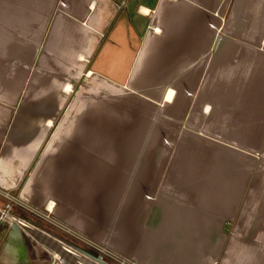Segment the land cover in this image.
<instances>
[{
	"label": "crops",
	"instance_id": "0c3cea01",
	"mask_svg": "<svg viewBox=\"0 0 264 264\" xmlns=\"http://www.w3.org/2000/svg\"><path fill=\"white\" fill-rule=\"evenodd\" d=\"M0 187L137 264H264V0H0Z\"/></svg>",
	"mask_w": 264,
	"mask_h": 264
},
{
	"label": "built area",
	"instance_id": "2783aa9c",
	"mask_svg": "<svg viewBox=\"0 0 264 264\" xmlns=\"http://www.w3.org/2000/svg\"><path fill=\"white\" fill-rule=\"evenodd\" d=\"M0 198L7 201L5 208L0 206V222L5 231L12 227L10 222L20 226L34 255L29 264H137L108 245L59 223L46 212L27 207L18 196L1 187ZM13 205L30 212L35 219L49 224L59 232H64L66 237L69 236L78 243L70 242L34 222L16 216L11 212Z\"/></svg>",
	"mask_w": 264,
	"mask_h": 264
},
{
	"label": "rangeland",
	"instance_id": "374dc122",
	"mask_svg": "<svg viewBox=\"0 0 264 264\" xmlns=\"http://www.w3.org/2000/svg\"><path fill=\"white\" fill-rule=\"evenodd\" d=\"M6 203H7V201L6 200H1L0 199V206L1 207H6ZM16 206L15 205H13V208L11 209V212H13V213H16V214H18V215H20V216H23V217H25V218H27V219H29V220H32V222H34V223H36V224H38L39 226H41V227H43V228H45V229H49L52 233H54V234H56V235H58V236H61V237H63V238H66V240H68V241H70V242H73V243H78L77 242V240H75V239H73V238H71V237H69V236H67V237H64V235L63 234H61V233H59V231H57V230H55V229H53V227L52 226H49V225H47V224H45L43 221H39V220H37V219H35V218H33L34 216H31V215H25L24 213H21L20 214V212L19 211H17L16 209ZM36 221H35V220ZM115 221V219L112 221V222H109V223H107L108 225H109V228L110 227H112L113 229H114V231L112 232V231H110L109 230V228L107 227V229L108 230H105L106 228L103 226V231L101 230V231H99V232H97V233H93V232H90V231H87L86 233H82L83 235H89L90 236V238L92 237V239H94V240H96V241H98V242H100V243H102V244H105L104 243V241H105V238H102V237H100V235H102V236H104V234H108L107 236H108V240H110V241H112V242H115V243H117L118 245H125L126 243H131V245L133 244V242L135 241V236H133V237H127V238H125L124 237V232L122 231V228H121V223H120V220L116 223V221ZM114 222V223H113ZM46 226V227H45ZM4 233H5V229H4V227L2 226V229H1V232H0V242L2 241V239H3V237H4ZM122 234H123V237H122ZM106 242H107V240H106ZM105 245H108V244H105ZM27 246H28V250H29V253H30V259H31V257H32V255H33V253L31 252V250H30V246L27 244ZM109 246V245H108ZM132 246H135V244H133ZM110 248H112L113 250H115V251H117L115 248H113V247H111V246H109ZM117 248V247H116ZM134 250H136V249H134ZM118 253H120L119 251H117ZM120 254H122V253H120ZM125 256V255H124ZM33 257H34V255H33ZM130 259V258H129ZM130 260H132V259H130ZM133 261V260H132ZM218 264V263H217Z\"/></svg>",
	"mask_w": 264,
	"mask_h": 264
},
{
	"label": "water",
	"instance_id": "95a60500",
	"mask_svg": "<svg viewBox=\"0 0 264 264\" xmlns=\"http://www.w3.org/2000/svg\"><path fill=\"white\" fill-rule=\"evenodd\" d=\"M30 253L20 226L15 223L6 230L0 242V264H29Z\"/></svg>",
	"mask_w": 264,
	"mask_h": 264
},
{
	"label": "bare ground",
	"instance_id": "6f19581e",
	"mask_svg": "<svg viewBox=\"0 0 264 264\" xmlns=\"http://www.w3.org/2000/svg\"><path fill=\"white\" fill-rule=\"evenodd\" d=\"M50 207H52V204L50 205ZM51 209V208H50ZM11 225H13V222H11ZM43 240H45V239H43Z\"/></svg>",
	"mask_w": 264,
	"mask_h": 264
},
{
	"label": "flooded vegetation",
	"instance_id": "af4514ba",
	"mask_svg": "<svg viewBox=\"0 0 264 264\" xmlns=\"http://www.w3.org/2000/svg\"><path fill=\"white\" fill-rule=\"evenodd\" d=\"M0 227H1L0 229H2V224H1V223H0ZM0 231H1V230H0Z\"/></svg>",
	"mask_w": 264,
	"mask_h": 264
}]
</instances>
